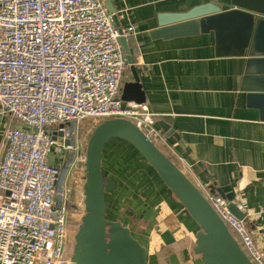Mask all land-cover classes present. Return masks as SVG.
I'll return each instance as SVG.
<instances>
[{
    "label": "crops",
    "instance_id": "obj_1",
    "mask_svg": "<svg viewBox=\"0 0 264 264\" xmlns=\"http://www.w3.org/2000/svg\"><path fill=\"white\" fill-rule=\"evenodd\" d=\"M110 1L119 20L116 27H134L126 38L145 95L143 103L124 101V105H140L156 114L162 133L159 148L204 194L214 193L228 204L236 203L264 250V101L246 79L249 48L244 49L234 33L228 42L219 40L216 29H197L191 22L195 18L183 17L206 0ZM229 9L222 7V11ZM261 26L259 43L264 39V19ZM134 80L129 63L122 93L125 83ZM9 126L20 123L0 104V159ZM125 144L113 141V148L102 157L105 178L115 181V187L105 192L109 218L131 229L147 250L148 264H205L194 250L199 224L194 221L193 225L195 219L148 161L138 153L153 183L140 176L132 178L127 170L119 169L121 165L111 172L104 170L108 156L118 157L116 149ZM50 160L62 168L70 185L71 155L51 156ZM74 190L78 189L74 186ZM176 213L188 220L174 223L171 219Z\"/></svg>",
    "mask_w": 264,
    "mask_h": 264
},
{
    "label": "built area",
    "instance_id": "obj_2",
    "mask_svg": "<svg viewBox=\"0 0 264 264\" xmlns=\"http://www.w3.org/2000/svg\"><path fill=\"white\" fill-rule=\"evenodd\" d=\"M132 31H119L105 0H0V104L20 123L6 129L0 159V264L71 263V189L50 158L69 152L76 163L84 120L126 117L162 138L156 114L122 99L129 62L120 37ZM205 196L248 257L264 264L244 220L221 196Z\"/></svg>",
    "mask_w": 264,
    "mask_h": 264
},
{
    "label": "water",
    "instance_id": "obj_3",
    "mask_svg": "<svg viewBox=\"0 0 264 264\" xmlns=\"http://www.w3.org/2000/svg\"><path fill=\"white\" fill-rule=\"evenodd\" d=\"M106 5L119 27L118 16L111 1L106 0ZM225 5L230 9L222 11ZM183 17L195 18L191 22L197 29H216L219 40L228 42L234 33L243 43V48H249L251 58L246 79L255 90L261 92L258 98L264 101V47L256 48L257 43L264 46V39L257 42L264 19V0H206ZM232 28L235 31H231ZM119 31L123 32L120 28ZM120 40L135 78L133 82L125 83L122 99L143 103L145 95L134 65L133 51L124 35H121ZM160 124L164 129L168 128L165 123ZM117 137L134 145L197 221L201 229L197 233L194 250L201 255L205 264H255L205 194L155 141L126 117L101 121L89 138L83 184L85 213L75 236L70 264H148L147 250L131 229L120 221L106 218L108 205L105 192L115 187V181L105 180L102 157L107 142ZM67 154L70 155L69 152ZM229 208L238 218L244 219L245 213L236 203H230Z\"/></svg>",
    "mask_w": 264,
    "mask_h": 264
},
{
    "label": "rangeland",
    "instance_id": "obj_4",
    "mask_svg": "<svg viewBox=\"0 0 264 264\" xmlns=\"http://www.w3.org/2000/svg\"><path fill=\"white\" fill-rule=\"evenodd\" d=\"M99 123L100 121L98 120L87 119V120H84L80 124V127H79L80 153H79V156H78V159L75 165L73 166L70 165L69 170H68L69 179L71 180V183L69 182L70 183L69 188L71 189L69 190V206H70V215H71L70 226H69L70 231H69L68 248L66 252L67 254L65 255V258L68 260H70V258L73 256L74 245L76 242L75 236L81 224L82 216L85 213L84 194H83V188L81 189V186L83 182L85 181V175H86L85 160H86V151H87L88 141H89V138L92 132L94 131V129ZM120 139L118 137L112 138L111 140L107 142L105 146V150H104L105 152L113 148L111 145L113 141H119L120 143H123V144L126 143V144L121 145L120 147L116 149L118 153V157L117 155L115 157L117 158L112 157L110 155H109L110 157L108 156V159H109L107 161L108 165L105 162L104 170L106 172H111V170H113L115 166L121 165L123 168H119V169L121 171L125 170V172L127 170V172L130 174L129 176H131L132 178L140 176L143 179H145V181L147 180L149 181V183L150 181L153 183L154 182L153 175L151 174V172L145 169L144 166L146 164L141 163L142 158L139 157L136 149L127 140L125 139L122 140V138ZM157 143L160 145L159 141ZM51 155L54 158H57V159L60 158L59 156L55 157L54 150L53 152H51ZM64 160L66 159L64 158ZM111 164H114V166L111 167ZM129 179L130 177L127 180ZM76 180H80V181L77 182ZM74 186L78 190H74ZM171 200L175 202L174 196L171 197ZM181 213L180 214L176 213V215H173L171 220H173V222L177 224H181L184 222V220H188V217L184 215L182 216ZM109 216H110V213H107V210H106V218L108 220H112L109 218ZM194 221L195 223H197L196 220H193V225L195 224ZM184 234L185 236H187L186 231L184 232Z\"/></svg>",
    "mask_w": 264,
    "mask_h": 264
},
{
    "label": "trees",
    "instance_id": "obj_5",
    "mask_svg": "<svg viewBox=\"0 0 264 264\" xmlns=\"http://www.w3.org/2000/svg\"><path fill=\"white\" fill-rule=\"evenodd\" d=\"M130 143V142H129ZM131 144V143H130ZM132 145V144H131ZM134 147V145H132ZM135 148V147H134ZM136 149V148H135ZM136 151L142 156V154L136 149ZM143 157V156H142ZM144 158V157H143ZM145 159V158H144ZM146 160V159H145ZM147 161V160H146Z\"/></svg>",
    "mask_w": 264,
    "mask_h": 264
},
{
    "label": "flooded vegetation",
    "instance_id": "obj_6",
    "mask_svg": "<svg viewBox=\"0 0 264 264\" xmlns=\"http://www.w3.org/2000/svg\"><path fill=\"white\" fill-rule=\"evenodd\" d=\"M105 180L107 181V179L105 178Z\"/></svg>",
    "mask_w": 264,
    "mask_h": 264
}]
</instances>
